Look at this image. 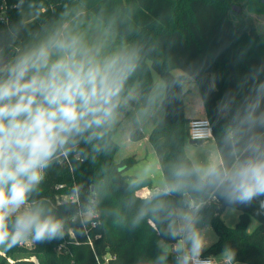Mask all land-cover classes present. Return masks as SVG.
Here are the masks:
<instances>
[{
  "label": "clouds",
  "instance_id": "9594fccd",
  "mask_svg": "<svg viewBox=\"0 0 264 264\" xmlns=\"http://www.w3.org/2000/svg\"><path fill=\"white\" fill-rule=\"evenodd\" d=\"M137 9L136 0H62L38 22L31 14L0 26V250L63 240L64 218L42 195L48 171L107 151L126 117L146 126L182 98L187 78L148 81L145 45L128 39ZM262 77L264 64L218 102L223 123L210 155L177 154L155 183L158 169L146 162L127 182L114 221L155 226L156 254L137 264H209L219 209L255 203L264 215ZM216 264H240L237 249L226 243Z\"/></svg>",
  "mask_w": 264,
  "mask_h": 264
},
{
  "label": "trees",
  "instance_id": "16d2710c",
  "mask_svg": "<svg viewBox=\"0 0 264 264\" xmlns=\"http://www.w3.org/2000/svg\"><path fill=\"white\" fill-rule=\"evenodd\" d=\"M6 2L4 13L0 9V26L5 21H15L22 16L17 0ZM61 2L40 0V15L35 18L36 21L41 16H47L41 12V8H58ZM136 2L138 9L132 22L136 31L128 39L138 40L145 45L148 55L144 68L148 81L154 80V71L169 80L185 78L186 75L192 77L199 87L216 141V134L223 123L217 116L218 102L226 93L236 89L250 69L264 64V33L252 16L264 15V0ZM235 6L241 9L246 6L248 10L242 13ZM246 13L249 15L246 16ZM174 69H181L184 74L176 75ZM190 120L184 112L183 93L180 100L168 106L164 118L150 132L149 140L157 153L162 172L167 160L177 154L189 158L185 145L191 139ZM114 135L115 132L107 151L95 156H68L48 171L42 195L64 218L63 240L33 243L32 249L18 246L5 251L6 257H0V264H10L7 258L13 256L16 258L13 264H34L14 253L17 249L29 256H39L42 264H98L97 256L100 259L107 256L111 264H137L140 259L155 256L154 225H142L130 230L114 221L115 213L122 208L127 195V182L132 177L127 170L137 161L135 156L115 160L119 144ZM130 137L139 140L143 133L140 129H134ZM73 194H76L75 199L70 198ZM256 209L255 203L250 207L238 208L240 216L234 226L226 224L222 218L223 209H219L211 220L217 240L204 255H219L227 243L237 249L239 262L264 264V215H257ZM252 217L257 219L258 224L250 232ZM70 230L76 239L70 237ZM64 241H67L69 251L59 253L57 247Z\"/></svg>",
  "mask_w": 264,
  "mask_h": 264
},
{
  "label": "rangeland",
  "instance_id": "374dc122",
  "mask_svg": "<svg viewBox=\"0 0 264 264\" xmlns=\"http://www.w3.org/2000/svg\"><path fill=\"white\" fill-rule=\"evenodd\" d=\"M1 3H2V0H1ZM0 3V5H1ZM245 5V4H244ZM1 9V8H0ZM5 10V9H4ZM4 10H1L2 13H4ZM58 8L57 7H54V6H45L43 8H41V12L47 14V15H51L53 14L55 11H57ZM248 10V8L246 6L242 7V9L240 8V12H246ZM247 14V13H246ZM245 14V15H246ZM249 14H247L246 16H248ZM255 21H256V25L258 26V28L264 33V15H259V16H255ZM183 71L181 69H174L173 73L176 74V75H179L180 73H182ZM153 78L154 79H159L161 76L156 72L154 71L153 72ZM166 114V112H165ZM165 114L158 120V121H154L146 126H134V125H130L129 122H128V119L127 117L121 122V124L118 126L117 130L115 131V135H114V138L115 140L118 142L119 144V148H118V151L116 152L115 154V160L116 161H120L123 159L124 155H125V151L128 149L127 147V143H126V140H128V134H127V130H128V127H132L131 128V131H133L134 129H140L142 130L143 134L147 135L149 134L152 129L154 128V126L164 118ZM130 115V114H129ZM130 131V132H131ZM139 140H142V139H139ZM144 140V139H143ZM212 140V139H211ZM141 148H142V152L144 153L143 155V159L141 161L138 160L137 158V161L134 163V165H132V167H130L128 170H127V174L128 175H134L135 172L137 171V169L144 163L146 162H152L155 164V166L157 167L158 169V172H159V166H160V163H159V159L158 157H156L157 159H154V157L152 158L151 155L148 156V159H147V155H146V148H145V145L143 143H141ZM202 149H204V153H205V156H208L212 153V148H203L201 147ZM155 150V149H154ZM206 151V152H205ZM156 152V151H154ZM157 154V153H155ZM157 156V155H156ZM158 161V162H157ZM160 174V173H159ZM159 180V175H157V180L156 178H153V183H155L156 181ZM238 215L240 214V211L237 209L236 211H232V212H224L223 214V219L224 221L226 222L227 225L229 226H234L237 221L235 220V214ZM88 216V214H87ZM257 226V225H256ZM256 226H253V225H250L249 226V231H253L255 229ZM212 227V225H211ZM70 233V232H69ZM217 238V234H216V231L214 230V228L212 227V231L210 230L209 232V244L212 243L213 241H215ZM32 244V245H31ZM20 247V246H19ZM21 247L25 248V249H32L34 247L33 243H26V244H23L21 245ZM18 253L20 254V256L24 257L25 259L33 262L31 260V256L25 254V251H23L24 253H20V250L17 249L14 251V253ZM28 256V257H26ZM219 255H217L218 257ZM0 257H6V252L3 251V250H0ZM8 257V256H7ZM21 257V258H22ZM8 262L10 264H13L15 261H16V258L15 256L13 257H8ZM36 259L38 260V262L40 264H42V261L40 259L39 256L36 257ZM34 263V262H33ZM35 264V263H34ZM240 264H247V263H243V262H240Z\"/></svg>",
  "mask_w": 264,
  "mask_h": 264
},
{
  "label": "crops",
  "instance_id": "0c3cea01",
  "mask_svg": "<svg viewBox=\"0 0 264 264\" xmlns=\"http://www.w3.org/2000/svg\"><path fill=\"white\" fill-rule=\"evenodd\" d=\"M252 16L255 18V16H259V15L258 14H252ZM183 74L184 73L182 72L179 75H183ZM185 78H187V87H186V90L184 92V112H185L186 117L189 119L198 118V117H206V111H205L204 103H203L201 93H200V90H199L197 83L192 79V77H190L188 75H186ZM131 128L132 127H128V130H127V134L129 132V134H128L129 138H128V140H126L128 149L125 151V155L123 158L129 157V156H135L136 158H138L139 161H141L143 159L144 153L142 152V148L140 145H141V143H143L145 145V148H146L145 152L147 155V159H148L149 155H151L152 158L154 157V159H157L156 157H158V156H156L157 154H155L156 152H154L155 151L154 147L149 140V134L150 133L147 135L143 134V137L141 138L142 140H132L130 137ZM215 146H216V141L214 139L208 140L205 142H194V143L191 142V139H190L187 141V143L185 145V151H186V153L190 159H197V158L205 157V153L203 152L204 149H202L201 147H203V148L204 147L205 148L210 147V148H212V152H213V150L215 149ZM159 173L160 174H158V175H159V179H160L161 176L163 175L161 166H159ZM154 178H156V180H157V176H155ZM224 212L225 211L223 210L222 218H223ZM239 216H240V214L239 215H238V213L235 214V218H236L235 220L236 221L239 219ZM257 224H258L257 219L252 217L250 225L256 226ZM216 240H217V238H216ZM215 241H213L212 243H214ZM212 243H210V245ZM213 258L216 260L218 257L214 256Z\"/></svg>",
  "mask_w": 264,
  "mask_h": 264
},
{
  "label": "built area",
  "instance_id": "2783aa9c",
  "mask_svg": "<svg viewBox=\"0 0 264 264\" xmlns=\"http://www.w3.org/2000/svg\"><path fill=\"white\" fill-rule=\"evenodd\" d=\"M6 4H7L6 0H2V3L0 5L1 10L6 9V6H7ZM189 135H190L191 140H195V141L205 142V141L214 139L213 126L210 120L207 117H198V118L191 119L189 122ZM70 198L75 199L76 194L71 195ZM69 232H70V237L76 239L75 234L71 230ZM89 240H90V244L93 245L92 240L90 238ZM57 251L59 253L68 252L69 247L67 245V241H64L60 245H58ZM36 257L37 255H32L31 260L35 264H40L38 260L36 259ZM207 257L209 258V264H216V260L213 257H210V256H207ZM97 262L98 264H111L107 256H105L103 259H100L97 256Z\"/></svg>",
  "mask_w": 264,
  "mask_h": 264
},
{
  "label": "water",
  "instance_id": "95a60500",
  "mask_svg": "<svg viewBox=\"0 0 264 264\" xmlns=\"http://www.w3.org/2000/svg\"><path fill=\"white\" fill-rule=\"evenodd\" d=\"M40 5V0H17V7L21 13V15H33L35 17V13H38V7ZM237 11H240V7H234ZM191 142H202L191 140Z\"/></svg>",
  "mask_w": 264,
  "mask_h": 264
}]
</instances>
